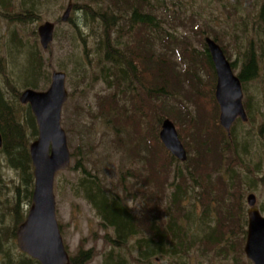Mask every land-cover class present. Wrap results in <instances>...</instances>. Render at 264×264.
Listing matches in <instances>:
<instances>
[{"label": "trees", "instance_id": "16d2710c", "mask_svg": "<svg viewBox=\"0 0 264 264\" xmlns=\"http://www.w3.org/2000/svg\"><path fill=\"white\" fill-rule=\"evenodd\" d=\"M23 1L22 13L15 15L11 12L9 0H2L5 10L9 11L6 12L8 16L18 24L23 23L24 14H30L26 16L33 21L39 5V0ZM106 2L110 5L103 6L97 3L96 9L89 5L83 8L73 5L76 12L80 10L83 14L86 26L93 27L92 32L98 35L93 46L86 45L84 48L88 63H79L82 77L93 75L95 79L99 78L103 81L108 88L116 89L122 94L121 100L114 95L101 101L100 106L106 112L102 114V118L106 119L108 124H113L116 131H120L127 127V123L130 124L135 120L133 118L136 115L147 118L148 112L153 107L155 112L162 110L166 116L174 117L176 122L186 119L191 131L195 132L192 144L197 142V145L192 146L195 149L194 156L189 146H186L185 149L188 151L186 162L183 163L171 155L172 165L161 169L167 172L168 177L173 174V182L169 186H167L168 181L159 179L156 173L157 177L150 176L146 188L152 184L154 194L147 204L152 205L153 209L150 214L144 216L145 225H142L134 214L133 207L128 204L129 201L119 198L111 190L106 191L99 180L90 176L79 184V192L85 195L96 210L103 227L113 229V236L105 238V241L111 245V250L104 256V264H192L190 259L193 258L192 252L196 246L199 248L197 253L200 258H208L211 254H216L226 257L227 260H234L231 252L234 250L233 242L236 239L229 237V233L236 226L239 229L245 227L247 235L248 227L247 217L241 212L240 200L233 196L231 190L235 186L239 187V180L237 182L236 177L235 183L234 174L231 172L238 153L236 125L241 120L232 127L231 136H228L221 127L220 139L216 138L209 143L205 139L208 136L207 119H195L190 112L188 114L184 112L189 97H193V94L205 84H208L209 90L212 88V93L213 90L215 91L216 71L206 40L201 43V51L192 47L186 48L182 56L180 54L185 63L182 71L170 57L173 49L169 47L173 46V40L177 42V37L166 29V25L169 24L167 18L170 16L173 18L178 13L177 9L171 10L167 0H106ZM190 3L195 4L196 1L190 0ZM177 8L183 7L178 4ZM260 19L264 23V5ZM173 21L178 20L174 18ZM74 26L76 33L79 34L76 37L81 38L82 32L79 26L75 23ZM215 36L219 39L218 35ZM217 38L211 39L221 47ZM255 43L257 42L250 41L246 51H243L245 56L238 73L243 88L260 78L264 51L261 57L257 52L259 46ZM10 47L14 55L18 57L21 55L26 59L16 68L17 83L24 84L28 89H44L46 80L49 82L50 78L44 75L39 51L27 50L18 37ZM204 65L208 67L209 74L208 79L203 81L200 73L203 71L202 68L206 69ZM4 66V61L0 59V69ZM232 67L235 72L236 64H232ZM137 84L141 86L140 89L135 88ZM7 89L8 87L5 88L6 91ZM180 97L183 99L181 100ZM129 99L131 102L128 105H132V110L127 109V104H122L123 100L125 102ZM136 100L141 103L140 110L136 107L138 104ZM249 113H251L250 108ZM20 116L15 104L0 88V133L3 141L0 148V190L4 184L1 171L5 166L20 174L24 187L23 190L21 188L16 190L12 207L9 199L5 202L0 201L3 210L0 211V253L8 254V259L3 264H40L21 252L14 258V254L11 255L6 249L8 241L13 240L12 246L17 250V231L24 223L28 212V209L21 211L22 198L27 201V206L32 205L35 184L30 147L38 138L39 129L29 106L26 108V120ZM163 118L158 117V127L164 121ZM147 141L149 142L148 139ZM146 146V155L141 158L140 149L135 150L132 146L127 149L131 156L140 158L138 165L142 163L145 166L146 159L150 165L157 161V150L150 147V142ZM159 171L153 169V173ZM228 175L230 180L227 179ZM140 181L139 178L136 184ZM139 183L137 185L131 183V187H139ZM168 187L173 189L172 193L168 192ZM148 194L147 192L146 196H149ZM3 198L6 197L0 196V199ZM200 211L202 212L200 219H196ZM3 212L5 214L11 212V216L15 217L18 226L15 230H9L4 226ZM194 220L200 223L198 233L201 238L197 235L195 237L192 231ZM242 221L243 224L240 225ZM210 222H215L214 226ZM142 227L145 231L139 232ZM134 239H137L136 245L131 249L128 248L129 243ZM244 242L242 247L241 242L238 243L235 249V251L241 250V257H243ZM133 251L137 252L138 257L131 261L128 256H132ZM92 258L91 251L81 252L77 257H71V264H87ZM235 264H238L236 260Z\"/></svg>", "mask_w": 264, "mask_h": 264}, {"label": "rangeland", "instance_id": "374dc122", "mask_svg": "<svg viewBox=\"0 0 264 264\" xmlns=\"http://www.w3.org/2000/svg\"><path fill=\"white\" fill-rule=\"evenodd\" d=\"M195 1L196 3L193 4L190 3V0H167L171 10H178L173 18L171 16L167 18L169 24L166 25V29L172 31L177 37V42L173 40V46L169 47L173 49L170 57L178 67H181L182 71L185 63L182 61L181 56L184 50L193 47L195 50L201 51L202 41H205L207 37L217 38L215 35L219 36L220 40L217 39L225 51L227 59L231 64H236L235 73L237 75L242 68L245 56L243 51H246L250 41L257 42L255 43L259 46L257 52L262 57V51H264V23L261 22L260 15L264 0ZM23 2V0H9L12 7L11 12L15 15L21 14ZM69 2L70 0H39L33 21L29 19V16H26L30 14H24L23 23L18 24L14 19H10L6 13L9 11L5 10V4L0 0V59L5 63L4 68L0 69V88L6 92L10 101L15 104L21 114L20 117L26 120L25 114L28 106L22 105L19 98L28 88H25L24 84L17 83L16 75V68L21 66L26 59L21 55L19 57L14 55L10 47L17 37L21 39L22 45L27 50L39 51V56L43 61L44 75L46 78H50L49 82L46 80L44 89H37L36 91H47L50 88L55 71L66 73V88L69 97L62 110V127L67 134L72 160L70 169L59 172L55 178L57 220L64 243L72 258L77 257L81 252L91 251L93 258L87 264H104V256L111 250V245L105 241V238L113 236V229L103 227V222L96 210H94L85 195L79 192V184L86 181L90 176L99 180L106 191L111 190L119 198L126 202L129 201L128 204L131 208L133 207L134 214L142 225H145L144 216L150 214L153 209L152 205L147 204L152 200L154 194L152 184L149 188H146L150 176L157 177L156 175H158L159 179H166L168 181L167 186L173 182V174L171 173L168 177L167 172L161 170L163 167L169 168L172 163H170L171 154L160 139L162 127L157 126L158 117H165L164 120L170 119L176 125L184 147L189 146L192 156L195 155V149L192 146H196L197 142L192 144L195 132L191 131L192 129H190L186 119L183 118L176 122L174 117L166 116L162 110L155 112L152 107L153 103L147 118L136 115L133 118L135 120H132L130 124L127 123V127L122 128L120 131H116L113 124H108L106 119L102 118V114H106V112L100 106L101 101L114 95L121 100L122 94L117 92L116 89L108 88L103 81L99 78L95 79L93 75L86 78L82 77L78 67L79 63H88L84 48L86 45L93 46L98 35L92 32L93 27L86 26L85 18L80 10L76 12L73 8L74 11H72L69 21L65 23L61 20ZM97 3L103 4V6L110 5L106 0H73V5H78L81 8L89 5L96 9ZM178 4L182 5L183 8H177ZM191 10H193L192 13L189 12ZM174 18L178 21L174 22ZM45 22L56 24L54 41L47 50L43 49L38 35V28ZM74 23L79 26L82 32L81 38L76 37L79 34L76 33ZM83 39H86V41ZM204 67L206 69L202 68L203 71L200 73L203 81L208 79L209 74L208 67L205 65ZM215 82L217 86V75ZM207 85L205 84L199 90L200 92L194 93L193 97H189L186 104L184 103L186 107L184 112L186 111L187 114L190 112L195 119H207L208 136L205 139L210 143L216 138L220 139L222 131L220 107L214 99L216 87L212 93V88L209 90ZM6 87H8L7 91L5 90ZM136 87L141 88L139 84L135 85ZM243 93L244 107L249 121L244 123L239 120L240 122L238 121L239 123L236 125L238 153L231 174H234L233 180H235V183L236 177L237 182L239 180V187L235 186L231 190L234 193L233 196L240 200L241 212L246 215L245 217L248 220L247 212L250 206L247 199L250 194L255 195L257 207L264 216L263 58L260 78L246 88L244 87ZM129 102H131V99L125 102L123 100L122 104H127V109L132 110V105H128ZM136 102L138 103L136 107L140 110L141 103L138 100ZM133 105H135V102ZM249 108L251 113H249ZM155 125L157 127H154ZM25 126L27 127V121ZM147 139L151 144L150 147L157 150V161L150 165L146 159L145 166L142 163L138 165V160L146 155V144L149 143ZM131 146L135 150L140 149V158H134L130 155L127 149ZM155 168L160 171L153 173ZM136 173L140 176H136ZM1 178L4 184L1 186L0 196L6 198L0 199V201L5 202L6 199H9L12 207V203L15 202L16 190L18 188L24 189L21 176L15 170L5 166L1 171ZM139 178L142 181L138 182L139 187H131V183L138 184H136V181ZM227 179L230 180V175L227 176ZM155 187L157 188V186ZM128 190H130L129 194L127 193ZM168 190L169 193L173 191L169 187ZM235 190H238V192H235ZM147 192L149 196H146ZM30 207L27 206V201L22 198L21 211L29 210ZM0 211H3L1 207ZM11 214V212H6L5 218H3L4 226L8 227L9 230H15L18 226L15 217H12ZM201 214L200 211L196 219H200ZM194 223L192 231L195 237L197 235L201 238L198 233L200 223L196 220H194ZM210 224L214 226L215 222H210ZM242 224L243 221L240 225ZM245 230V227L239 229L234 226V230L229 233V237L236 239L233 242L234 250L231 252L234 260H227L226 257L216 256V254H211L208 258H200L197 253L199 248L196 246L192 252L193 258L190 259V262L192 264H235L236 260L238 264H252L245 254L247 239ZM144 231V227L139 229V232ZM136 242L137 239H134L129 243L128 248L131 249L136 245ZM240 242L241 247L242 242H244L243 257L240 256L242 255L241 250L235 251ZM12 243L13 240H9L6 249L11 255L14 254L15 258L18 257L20 252H23L18 246L17 237V250L12 246ZM137 257L138 254L135 251H133L132 256H128L131 261H134ZM7 259V253H0V264H3Z\"/></svg>", "mask_w": 264, "mask_h": 264}, {"label": "water", "instance_id": "95a60500", "mask_svg": "<svg viewBox=\"0 0 264 264\" xmlns=\"http://www.w3.org/2000/svg\"><path fill=\"white\" fill-rule=\"evenodd\" d=\"M73 9L70 0L62 21L68 22ZM56 24L45 22L38 28L43 49L54 41ZM217 74L216 101L220 107V123L228 136L238 118L248 121L243 100V86L234 73L222 48L211 38H206ZM67 75L55 71L47 91L25 90L19 101L28 105L36 118L39 137L31 144L30 155L34 168L35 187L32 205L25 222L17 231L20 250L40 264H71L57 220L55 178L58 172L71 167V152L66 131L62 127V110L68 100ZM160 139L165 148L179 161L186 162L187 152L170 119L162 123ZM0 133V148L2 147ZM248 233L245 254L252 264H264V216L256 206L255 195L248 197Z\"/></svg>", "mask_w": 264, "mask_h": 264}]
</instances>
